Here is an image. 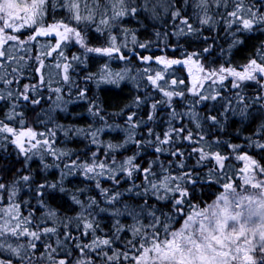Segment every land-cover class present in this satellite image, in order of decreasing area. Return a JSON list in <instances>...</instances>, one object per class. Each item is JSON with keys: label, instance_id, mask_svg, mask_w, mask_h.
Wrapping results in <instances>:
<instances>
[{"label": "snow or ice", "instance_id": "obj_1", "mask_svg": "<svg viewBox=\"0 0 264 264\" xmlns=\"http://www.w3.org/2000/svg\"><path fill=\"white\" fill-rule=\"evenodd\" d=\"M126 21L146 32L171 21L172 31L141 41ZM256 33L264 0H0V150L11 146L22 164L10 182L0 179V264H264V41L245 62L233 58ZM89 82L130 83L128 111L104 114ZM42 101L50 106L39 131L27 118ZM78 102L92 123H58ZM230 115L252 130L243 143L218 136ZM113 133L122 141L101 139ZM73 140L86 143L76 150ZM77 176L83 186L71 192L65 182ZM213 185L223 191L212 203H192ZM64 194L76 215L58 212Z\"/></svg>", "mask_w": 264, "mask_h": 264}, {"label": "trees", "instance_id": "obj_2", "mask_svg": "<svg viewBox=\"0 0 264 264\" xmlns=\"http://www.w3.org/2000/svg\"><path fill=\"white\" fill-rule=\"evenodd\" d=\"M192 22V21H190ZM152 21L150 20H144L145 25H150ZM126 27L136 29L138 32V39L141 41L145 40L148 35L154 34L155 30L157 29H165L167 31H172L171 21L168 22V24H163L162 22H157L156 28H148V31L146 32L143 27L137 22V21H126L125 25ZM205 36H213L217 35L216 32L209 33L207 31H204L203 33ZM95 33H91L92 38H95ZM221 37H223V33H219ZM175 37L171 38V42L174 43ZM264 41V34L256 33L254 36H252L249 39L245 40V43L243 45L238 46V48L233 50V58L237 63H243L245 62L246 58L251 56L252 53L255 51V48L253 45H258L260 42ZM217 43H223V47L227 48L228 44L226 42H223V40H218ZM161 47L163 46L161 42ZM193 46H199V45H193ZM71 51H76V48H72ZM138 52H142L143 50L137 49ZM153 51L159 53V49L154 48ZM148 54V53H144ZM169 55H171V50L169 49ZM216 55H219V52L216 53ZM227 58V57H225ZM134 66H138L139 62L133 58L132 61ZM123 63L119 61L113 62V68H121L123 67ZM98 65L97 64H90L89 70L90 71H97ZM186 75V74H185ZM28 79H24L22 83H28ZM88 87V95L89 97L96 96L98 97V103L101 105V107L104 109V114H111L115 112H119L121 109H124L125 111H128L126 109V105L131 103V100L133 96L135 95V89L133 86L128 83L124 82L121 84L120 89H116L112 86H106L102 85L100 90L96 89V86L94 83L89 82L87 84ZM74 98V97H73ZM47 97H45V100ZM67 99V97H65ZM50 106L49 103H44V101L41 102V105L36 106L37 112L32 113L29 112L28 115V124L30 126L35 127L39 131L44 130V125L39 122L37 119V116L47 111V109ZM181 111L185 110L183 108L180 109ZM0 112H2V109H0ZM57 122L64 125H75L77 127H88L90 123H92V118L87 113V104L83 102L78 103H69L67 105V111L66 112H59L56 114ZM113 119H116V122H122L123 118H114L109 115V121L112 122ZM186 122V118H185ZM237 132L240 133L239 136H237ZM252 130L247 126L246 122L245 125L242 127L239 117L231 116L229 120L227 121L225 125V131L223 133H218V136L223 140H228L234 143H243V137L246 135H251ZM114 137L113 142L122 141V134H106L101 137L102 140H107L109 138ZM86 141L83 140H73L68 142V147L80 150L84 147V144ZM132 150H134V146H130L129 150L125 154H131ZM226 152H230V149H225ZM255 150H249V154L254 153ZM9 152H12L11 146H9L8 151L5 152L3 150H0V173H2V176H0V179L11 181L13 178L14 173L17 169H20L22 167V164L19 163L16 158L15 154L13 153L11 156L8 155ZM243 154V153H241ZM259 159V157H255ZM192 163V162H190ZM239 167H243V162H238ZM264 163V161H262ZM31 168L33 169L35 173L36 180L38 182H43L44 173L40 172V165L39 161L34 160L31 163ZM6 170V171H5ZM206 172L207 169H204ZM59 178V172L56 169H52L47 173V180L50 182H55ZM258 179H264V177H261L257 175ZM233 183L234 185L239 184V174L237 169V175L233 177ZM66 187L71 190V192H76L78 187H82L83 184L81 183V178L79 176L69 178L66 182ZM105 187H109L110 184H105ZM239 190V189H238ZM223 189L220 188L218 185H213L212 187L205 186L203 191H198L197 196L192 198V203L195 204L198 208H206L210 203H212L215 200V197L219 195L220 192H222ZM248 191H252V189L249 187ZM90 195H93L96 198H99L98 192L94 190H90L88 193ZM57 195H61L57 193ZM21 197L24 199L29 198L27 192H21ZM81 199H85V196H81ZM53 207H56L55 202H51ZM33 204H35V201H33ZM71 205L70 200V194H64L62 197V206L58 208V212L63 215L67 213L68 215H76L75 211H71L69 209V206ZM75 207V206H73ZM78 211V209H77ZM185 211H189V209L186 207ZM41 213L38 211L36 213L37 216H39ZM186 218V217H185ZM182 226V219L178 221L175 227L179 228ZM101 227L104 229V232H107L109 230V220L108 217L105 216L103 220H101ZM130 238V233L127 234Z\"/></svg>", "mask_w": 264, "mask_h": 264}]
</instances>
